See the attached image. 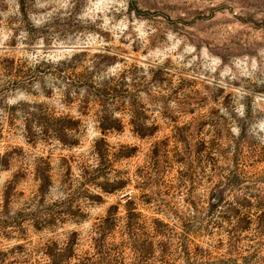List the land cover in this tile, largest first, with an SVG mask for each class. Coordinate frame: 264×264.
I'll list each match as a JSON object with an SVG mask.
<instances>
[{
	"label": "rangeland",
	"instance_id": "374dc122",
	"mask_svg": "<svg viewBox=\"0 0 264 264\" xmlns=\"http://www.w3.org/2000/svg\"><path fill=\"white\" fill-rule=\"evenodd\" d=\"M71 68L115 88L122 78L106 105L113 129L81 83L67 97L59 72ZM258 196L264 0H0V264H88L91 228L123 218L128 198L147 223L172 226L190 199ZM165 230L167 263L166 239L145 229L139 260L125 250L110 264H185L189 241L228 253L229 229ZM237 241L264 259V232Z\"/></svg>",
	"mask_w": 264,
	"mask_h": 264
},
{
	"label": "trees",
	"instance_id": "16d2710c",
	"mask_svg": "<svg viewBox=\"0 0 264 264\" xmlns=\"http://www.w3.org/2000/svg\"><path fill=\"white\" fill-rule=\"evenodd\" d=\"M59 73L66 83L67 97L72 96L74 100L79 99L80 95L78 91L80 90L75 84L81 83L79 88H84L83 92H85L86 95L83 99L85 100V104L93 102L96 106L101 108V112H99L101 116L99 118L101 122L104 123L101 127L102 131L105 129H113L110 125L116 124V121L109 117L110 111L106 109V105L108 101L112 102L113 99H116L117 94L123 93L122 89H120L119 92L116 90L118 85L120 88L125 86L122 82V78H118L119 83L115 88V84L111 87V84L114 83V79H106L103 80L102 83H95L94 78L95 75H97L96 72L86 71L83 74H76L74 69L71 68L66 69V71H60ZM84 82L85 84H83ZM112 92L114 93L113 96ZM62 132L67 133L68 130L64 129ZM62 144L64 143L62 142ZM70 145L73 144H69V146ZM235 178L237 179V177ZM218 190L219 189L211 192L217 193L219 192ZM186 204L187 210H189L188 217H177L176 221H173L176 225L169 226V224L163 223L158 219H153L150 223H147L142 214L137 212L132 199H126L124 206L126 209L123 218L117 217L116 212H108L106 216L95 223L91 228L94 229L93 233L95 236L92 241L94 243L97 242V247L94 248L95 254L93 259H87L86 263L91 264L95 262L99 264H110L111 262H117L121 260L119 253L125 250H128L138 261L139 254L144 249V246L137 248L135 246H139L137 244L138 236H142L145 229H152L156 236L162 237L163 240L166 239V242H161L160 246V258L164 260L163 263H167L166 261L169 256L168 251L170 250L169 237H167L168 235L165 236V234L169 232L165 229H229L225 231L228 236L226 245L228 253L225 255L226 257H224V255H219L218 257L214 255V253L220 252V245L211 246V249H208L210 246L207 249H203L196 244L195 241H189V243L185 246L183 245V247L179 245L177 248L180 253L179 256L184 260L185 264H264V259L260 260L258 258L260 249L256 248V250L254 249V254L252 253L250 255L248 254V256H244L240 253L241 251L237 250L235 247V244L238 243V235L243 231H247V229H250L252 226H255V233L257 235H261V233L264 232V196L231 200H226L222 197H212L206 202H203L200 207L190 199ZM250 208L257 211L256 215H254V219L248 216V212H246ZM181 233L186 234V232ZM116 234H120V243L117 246L119 248L118 252L114 250V246H116L113 244L115 243V239L111 237ZM170 234L172 239L174 237L172 230ZM125 237L128 239L125 240ZM239 261L241 263H238Z\"/></svg>",
	"mask_w": 264,
	"mask_h": 264
}]
</instances>
